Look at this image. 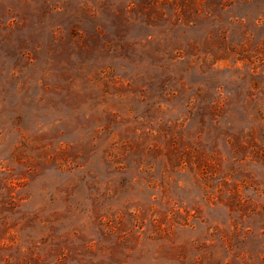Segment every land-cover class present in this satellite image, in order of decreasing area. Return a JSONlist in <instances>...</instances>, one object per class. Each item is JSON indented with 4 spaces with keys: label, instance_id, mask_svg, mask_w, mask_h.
<instances>
[{
    "label": "rangeland",
    "instance_id": "1",
    "mask_svg": "<svg viewBox=\"0 0 264 264\" xmlns=\"http://www.w3.org/2000/svg\"><path fill=\"white\" fill-rule=\"evenodd\" d=\"M0 264H264V0H0Z\"/></svg>",
    "mask_w": 264,
    "mask_h": 264
}]
</instances>
